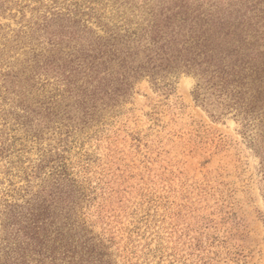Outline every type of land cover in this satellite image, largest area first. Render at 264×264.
Wrapping results in <instances>:
<instances>
[{
    "label": "trees",
    "instance_id": "obj_1",
    "mask_svg": "<svg viewBox=\"0 0 264 264\" xmlns=\"http://www.w3.org/2000/svg\"><path fill=\"white\" fill-rule=\"evenodd\" d=\"M0 1V159L25 182L0 202V264H111L87 220L94 191L51 150L83 145L142 82L168 95L184 75L199 105L236 111L248 130L263 56L223 27L217 0Z\"/></svg>",
    "mask_w": 264,
    "mask_h": 264
},
{
    "label": "rangeland",
    "instance_id": "obj_2",
    "mask_svg": "<svg viewBox=\"0 0 264 264\" xmlns=\"http://www.w3.org/2000/svg\"><path fill=\"white\" fill-rule=\"evenodd\" d=\"M217 4L223 27L249 38V52L264 60V0ZM7 15L1 23L16 27ZM195 85L184 75L167 95L144 81L83 145L43 144L94 191L87 220L111 264H264V96L250 99L257 108L247 130L236 111L217 104L212 116L199 105ZM7 165L0 159V202L25 184Z\"/></svg>",
    "mask_w": 264,
    "mask_h": 264
}]
</instances>
